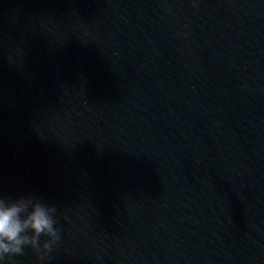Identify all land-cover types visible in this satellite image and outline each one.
<instances>
[{
    "label": "water",
    "instance_id": "water-1",
    "mask_svg": "<svg viewBox=\"0 0 264 264\" xmlns=\"http://www.w3.org/2000/svg\"><path fill=\"white\" fill-rule=\"evenodd\" d=\"M0 264H264V0H0Z\"/></svg>",
    "mask_w": 264,
    "mask_h": 264
}]
</instances>
